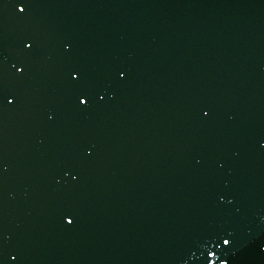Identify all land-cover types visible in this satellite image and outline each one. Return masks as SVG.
<instances>
[{
    "label": "water",
    "instance_id": "water-1",
    "mask_svg": "<svg viewBox=\"0 0 264 264\" xmlns=\"http://www.w3.org/2000/svg\"><path fill=\"white\" fill-rule=\"evenodd\" d=\"M26 2L0 0V264H263L231 0Z\"/></svg>",
    "mask_w": 264,
    "mask_h": 264
},
{
    "label": "snow or ice",
    "instance_id": "snow-or-ice-1",
    "mask_svg": "<svg viewBox=\"0 0 264 264\" xmlns=\"http://www.w3.org/2000/svg\"><path fill=\"white\" fill-rule=\"evenodd\" d=\"M26 7H28V5H27L26 0H24V6L19 7V12H20L21 14L25 13ZM30 48H31V45L28 46V49H30ZM13 67H15V65H13ZM21 71H22V70H21ZM77 72H78L77 69H75V68H70V69L68 70V76H69L70 80H71L76 86H78V87H83V86L80 84V81H77V80H76V75H75V74H76ZM117 72H118L119 75H121V76L124 75L123 70H119V69H118ZM81 80H83V76H82V75H81ZM86 95H87V93H86L85 91H81L80 95L77 97V99L79 100V103H80L81 105H85V106L87 105V99H82V98H80L81 96H86ZM0 99H2V100H7L8 104H11V103H12V100H9V99H8V95H7L6 93L2 92V91H0ZM101 99H103V97H101ZM205 115H207V113H205ZM67 215H74V211H73L72 209H69L68 212H67ZM67 223H68L69 225H71V224L73 223V221H72L71 219H69V220L67 221ZM225 243H228V241L225 240ZM13 259H15V257H13Z\"/></svg>",
    "mask_w": 264,
    "mask_h": 264
}]
</instances>
